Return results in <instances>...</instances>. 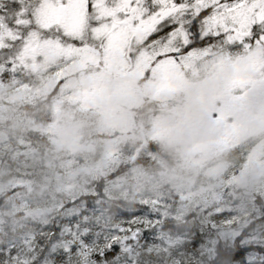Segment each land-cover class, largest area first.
Here are the masks:
<instances>
[{"label":"snow or ice","instance_id":"6c2138e0","mask_svg":"<svg viewBox=\"0 0 264 264\" xmlns=\"http://www.w3.org/2000/svg\"><path fill=\"white\" fill-rule=\"evenodd\" d=\"M45 139L0 264H264V0H0V157Z\"/></svg>","mask_w":264,"mask_h":264},{"label":"rangeland","instance_id":"374dc122","mask_svg":"<svg viewBox=\"0 0 264 264\" xmlns=\"http://www.w3.org/2000/svg\"><path fill=\"white\" fill-rule=\"evenodd\" d=\"M21 158H23V157H21ZM0 160H2L0 162V164L1 163H4L5 164V162H7L9 165H12L13 164V161L10 158H7V157H0ZM31 171L32 170L29 169L26 172L31 173ZM19 174L20 173H16V175H19ZM13 191H15V190H13ZM8 194H9V196L11 195V193H8ZM25 198L28 201H30L32 208L38 210V209H41V208H44V207H49V206H51V204L54 201H58L60 199H63L64 197H63V194L62 193L56 191V189H55V182L53 181V184L51 186H49L48 189H46L43 192H41L37 188L34 193L27 194ZM12 202L13 201H8L4 205L3 209L1 208V210H0V217H8V216H11V215H8L7 213H9L11 211V204H12ZM15 203L18 204L19 201H15ZM15 214H18V217H17V220L15 221L13 227L17 228L20 233H17L15 235H10V236H8L9 238L15 239L23 231L31 230L34 227H36V228L39 227L38 224H35L30 219H21L22 213H15ZM143 214H145V210H142V211H139L138 210L135 213H132L131 215H143ZM250 219H251V217H250ZM255 223H256V220H253L252 221V224H255ZM21 225H23L24 227L21 228ZM249 226H251V225H249ZM153 242H156V241H154L151 236H149L146 239H143L141 241L142 244L143 243H145V244H147V243H153ZM3 246H5V245L4 244H0V247H3ZM137 251L140 252V256L142 257L141 258L142 264H171V260L167 256L157 257L154 254L150 256L146 252H144L143 250L138 249ZM261 252H263V251H261ZM0 255H3V254L0 253Z\"/></svg>","mask_w":264,"mask_h":264},{"label":"clouds","instance_id":"9594fccd","mask_svg":"<svg viewBox=\"0 0 264 264\" xmlns=\"http://www.w3.org/2000/svg\"><path fill=\"white\" fill-rule=\"evenodd\" d=\"M64 158L65 154L55 151L45 139L42 143L37 145V154L34 158L26 156L19 158L18 160L11 159L13 161L12 165L5 162L3 165L4 171L2 175H0V178H2L6 186L7 182L16 176V173L26 172L29 169L35 172L37 177L44 174H51L58 170V165ZM50 164H53L54 166L49 167ZM7 202L8 201H6V203ZM260 207L264 210V204H261ZM7 214L13 216V218L15 217V213L12 210ZM249 215H252L251 211ZM13 222L15 223V219H13ZM256 224H264V221L257 220ZM256 224H252V227H255ZM10 240L12 239L8 237L7 233H5L3 237H0V244L6 245Z\"/></svg>","mask_w":264,"mask_h":264},{"label":"trees","instance_id":"16d2710c","mask_svg":"<svg viewBox=\"0 0 264 264\" xmlns=\"http://www.w3.org/2000/svg\"><path fill=\"white\" fill-rule=\"evenodd\" d=\"M5 2L8 5L11 4V0H5ZM1 161L2 160H0V162ZM3 165H4V163H1L0 164V166H3ZM31 173H32V176L33 177H36V173L35 172L31 171ZM5 204H6L5 198L4 197H0V210H1V208L3 209V207H4ZM129 206H132V202L131 201L129 202ZM138 210L139 211H142L144 209L138 208L136 211H138ZM117 211H119L123 215L124 218H127L130 215L127 211L121 209V205L114 204L113 205V213H115ZM17 217H18V214H15V217L14 218H13V216L0 217V218H3L7 222V226L4 228V231L0 232V237H3L5 233H7L8 236L15 235L17 233H20L17 228L13 227V225H14L13 219H15V221H16L17 220ZM260 250L264 252V248L259 249V251ZM141 258L142 257L140 256L139 257L140 264H142Z\"/></svg>","mask_w":264,"mask_h":264}]
</instances>
